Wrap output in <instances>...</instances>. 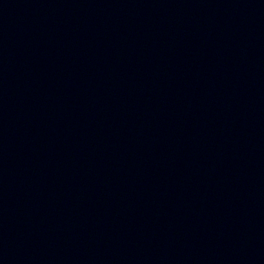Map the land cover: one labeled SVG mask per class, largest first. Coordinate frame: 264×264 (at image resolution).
Listing matches in <instances>:
<instances>
[{
	"label": "water",
	"instance_id": "95a60500",
	"mask_svg": "<svg viewBox=\"0 0 264 264\" xmlns=\"http://www.w3.org/2000/svg\"><path fill=\"white\" fill-rule=\"evenodd\" d=\"M0 264H264V0H0Z\"/></svg>",
	"mask_w": 264,
	"mask_h": 264
}]
</instances>
